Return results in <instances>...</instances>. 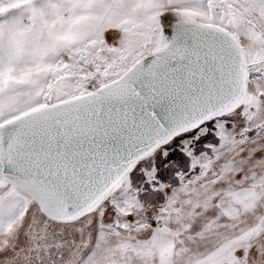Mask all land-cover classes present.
<instances>
[{
	"label": "snow or ice",
	"instance_id": "1",
	"mask_svg": "<svg viewBox=\"0 0 264 264\" xmlns=\"http://www.w3.org/2000/svg\"><path fill=\"white\" fill-rule=\"evenodd\" d=\"M0 264H264V0H0Z\"/></svg>",
	"mask_w": 264,
	"mask_h": 264
}]
</instances>
